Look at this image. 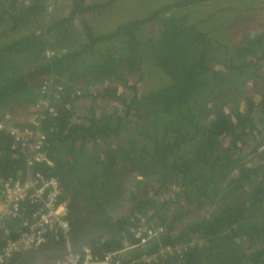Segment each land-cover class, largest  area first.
I'll return each instance as SVG.
<instances>
[{
  "label": "trees",
  "instance_id": "16d2710c",
  "mask_svg": "<svg viewBox=\"0 0 264 264\" xmlns=\"http://www.w3.org/2000/svg\"><path fill=\"white\" fill-rule=\"evenodd\" d=\"M161 1L116 23L137 0H54V18L50 0H0V113L28 115L53 80L57 115L41 122L52 165L35 168L64 189L75 246L90 233L95 255L122 250L147 219L165 232L129 262L169 245L182 253L154 264H264V0ZM12 144L0 132V184L26 176Z\"/></svg>",
  "mask_w": 264,
  "mask_h": 264
},
{
  "label": "built area",
  "instance_id": "2783aa9c",
  "mask_svg": "<svg viewBox=\"0 0 264 264\" xmlns=\"http://www.w3.org/2000/svg\"><path fill=\"white\" fill-rule=\"evenodd\" d=\"M131 80L130 77V84L135 86ZM52 81L45 79L41 87L43 98L30 109V113L22 124H18V116L10 111L0 113V132L6 133L12 139L13 158L22 157L27 161L24 180L8 178L2 180L0 184V264L11 262L14 258L21 256L24 251L43 248L51 242L61 243L68 252L65 259L56 264H136L139 261L154 264L160 259L180 255L183 247L167 245L154 254L143 253L139 261H128L127 258L131 256L132 251L147 250L149 245L165 232L162 227H153L148 224L147 219H141L137 228L131 230L134 234V243L126 242L122 250L104 253L102 256L95 255L90 247H83L79 252L72 251L70 202L63 199L64 189L57 179L48 178L35 168L38 164L52 165V161L46 154L48 136L41 129V122L47 115H57L56 108L49 100L53 89ZM110 83L93 88L92 94L95 96L99 91L103 96L104 90L113 84ZM114 85L118 88L119 94L129 95L122 85ZM61 90L58 88L57 92ZM256 91L257 87L251 83L249 95H254ZM87 102L88 100L80 99V104ZM107 102L112 108L117 104V100L112 101L115 103L113 104L109 100L101 99H98L96 104L105 105ZM229 110H231L230 107ZM257 140L260 141V138ZM223 144H229V140L224 139ZM244 146L246 145H241V147ZM262 151L263 148L259 153ZM30 206L34 207V210L29 218L10 229L8 221L22 217Z\"/></svg>",
  "mask_w": 264,
  "mask_h": 264
},
{
  "label": "rangeland",
  "instance_id": "374dc122",
  "mask_svg": "<svg viewBox=\"0 0 264 264\" xmlns=\"http://www.w3.org/2000/svg\"><path fill=\"white\" fill-rule=\"evenodd\" d=\"M161 2H162L161 0H156V2H150L148 0H137V5H134L133 3L122 4L120 9H116L114 11V13L112 14V16H114L116 18V23H122L123 21L136 19V18L143 19V18L147 17V13H149L152 9L156 8ZM50 3H51V16H53V13H54V10H53L54 0H50ZM218 4H221V2H219ZM131 7H135V8L133 10H131L130 9ZM63 10H65L64 7L63 8H59V10L57 12L63 11ZM207 12H208L207 13V15H208V14H210L211 10L208 9ZM60 15H62V14H60ZM261 15L264 18V10L261 13ZM256 19H258V18H256ZM250 21L253 23V25H256V32H258L259 30H258L257 26L260 25V22H258V24H257V22H255V20H251L250 19ZM247 22L248 21L245 18L242 20L243 24H247ZM240 27H241V22H238L235 26H233V28L231 30V34L233 32H237L240 29ZM131 83L134 84L135 86H137L138 91H139L140 94L145 92V89H147L146 83L144 81H142L141 79L139 80L136 77L132 78ZM107 104L109 105V102H107ZM113 104H115V103H113ZM100 110L106 111L107 108L105 107L104 104H101L100 105ZM17 116H19V117L22 116V113L19 110L17 112ZM19 119H23V117H21ZM242 152L245 153V155H248V157H247V161H248L247 167L248 168L252 167L251 163L253 161H251V160L255 159L257 161V159H256L255 155H253V154L249 155L250 154V147L249 146L242 147ZM258 163L259 162L257 161V165H258ZM197 215L203 216V215H206V213L201 211L198 214H195L193 216V218H195Z\"/></svg>",
  "mask_w": 264,
  "mask_h": 264
},
{
  "label": "water",
  "instance_id": "95a60500",
  "mask_svg": "<svg viewBox=\"0 0 264 264\" xmlns=\"http://www.w3.org/2000/svg\"><path fill=\"white\" fill-rule=\"evenodd\" d=\"M93 235H90L84 243L74 245L73 252H79L83 247H89V242L92 240ZM48 246V245H47ZM68 252L62 247L58 249L57 244L51 242L48 247L31 249L22 253L21 259L16 264H25L28 260L33 259L37 261V264H56L59 261L65 259ZM6 264H10L8 261Z\"/></svg>",
  "mask_w": 264,
  "mask_h": 264
},
{
  "label": "crops",
  "instance_id": "0c3cea01",
  "mask_svg": "<svg viewBox=\"0 0 264 264\" xmlns=\"http://www.w3.org/2000/svg\"><path fill=\"white\" fill-rule=\"evenodd\" d=\"M67 11L66 10H63V11H59V15L60 14H65ZM56 16V13H55V10H54V13H53V18ZM11 113H13L14 115H17V112H16V110L15 111H11ZM27 116V115H26ZM26 116L25 115H22L21 117H23V119H19V118H21V117H17V120L20 122H24L25 120H26Z\"/></svg>",
  "mask_w": 264,
  "mask_h": 264
},
{
  "label": "flooded vegetation",
  "instance_id": "af4514ba",
  "mask_svg": "<svg viewBox=\"0 0 264 264\" xmlns=\"http://www.w3.org/2000/svg\"><path fill=\"white\" fill-rule=\"evenodd\" d=\"M90 235H91L90 233L87 234V236L84 237V239L86 240L88 237H90ZM45 247H48V246H45ZM57 247H58V249H62L63 245L62 244H57ZM25 264H37V261L33 260V259H30Z\"/></svg>",
  "mask_w": 264,
  "mask_h": 264
},
{
  "label": "bare ground",
  "instance_id": "6f19581e",
  "mask_svg": "<svg viewBox=\"0 0 264 264\" xmlns=\"http://www.w3.org/2000/svg\"><path fill=\"white\" fill-rule=\"evenodd\" d=\"M192 244H193L192 246L194 247L196 245V242H192Z\"/></svg>",
  "mask_w": 264,
  "mask_h": 264
},
{
  "label": "clouds",
  "instance_id": "9594fccd",
  "mask_svg": "<svg viewBox=\"0 0 264 264\" xmlns=\"http://www.w3.org/2000/svg\"><path fill=\"white\" fill-rule=\"evenodd\" d=\"M53 10H54V8H53ZM51 17V16H50Z\"/></svg>",
  "mask_w": 264,
  "mask_h": 264
}]
</instances>
